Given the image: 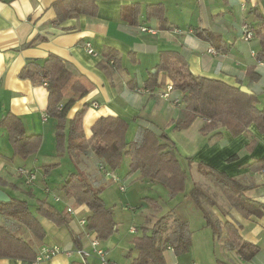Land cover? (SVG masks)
Listing matches in <instances>:
<instances>
[{"label": "crops", "instance_id": "1", "mask_svg": "<svg viewBox=\"0 0 264 264\" xmlns=\"http://www.w3.org/2000/svg\"><path fill=\"white\" fill-rule=\"evenodd\" d=\"M54 1L56 0H0V122L7 113H11L21 119L27 134L41 136L38 150L26 158H21L14 155L6 128L0 125V190L10 198L25 200L30 206H34L35 203L32 202L42 198L35 195L36 186L26 187L23 184L18 169L35 171L44 181L45 176L50 173L49 169L60 165V162L54 159L55 156L66 152L60 154L56 149V122L46 112L48 94L45 86L40 82L20 77V72L28 60L40 62L49 54L57 55L67 61L71 71L84 76L92 84V89L85 96L75 100L66 114L67 119H71L78 110L84 108L82 129L87 138L91 135V127L98 118L119 116L129 124L126 139L134 141L136 137H140L139 126H146L143 119L136 120L142 117L163 126L169 138L176 142V149H179L177 141L172 137L173 133L169 132V127H172V122L178 117L180 107L175 106L170 100L180 98V92L172 91L170 99H165L159 97L158 93L166 86L150 92L136 91L148 89L144 88V81L148 72L155 70L159 52L164 50L179 52L186 59L189 70L194 75L215 78L230 85H238L240 82V85H246L251 91L259 93V96L264 95V66L258 67L251 56V52L256 53L260 47L259 39L254 33L249 41L241 37L243 23L253 28L263 22L264 0H95L98 7L95 17L77 15L61 23L54 22L56 17ZM133 3L139 6L138 25L130 24L122 15V9ZM150 4H161L170 29H160L156 18L145 15V8ZM257 12L262 18L256 16ZM139 26L153 28L156 33L140 32ZM194 27L211 31L225 41L229 50L215 51L210 42L194 35L192 32ZM174 28H179L180 33H175ZM86 43L92 45L95 55L87 54ZM209 48L215 53L209 52ZM109 50L114 53L117 62L108 57ZM249 66H253L260 73L258 81L251 82L246 76ZM160 78L165 85L168 83L165 75L161 74ZM173 92L177 94L174 95ZM94 102L97 104L96 107L92 106ZM205 123L204 119L196 118L188 129L180 131L183 133L195 129L203 137L200 143L192 138L194 147L190 146L187 152L182 151L181 154L185 158H192L193 163L190 166L196 168V162H203L240 180L247 187V196L255 202L264 204V171L252 172L249 167L250 163L264 159V132L260 133L255 125L251 124L247 132L236 137H232L228 131L221 130L220 136L210 138V134L203 135L200 132ZM251 138L255 139V144L247 150L246 146ZM71 157L78 159L88 181L93 187L101 189L102 193L107 177L99 170V158L92 151L81 152ZM63 181L64 179L61 185ZM61 185L58 189H50L47 186L43 189L44 192L48 189L46 192L51 193L53 198L54 196L59 198L54 202L59 201L62 205L60 208L70 207L72 218L68 226H56L46 219L41 221L45 237L41 243L35 244L37 251L43 245H57L60 251L37 264H101L99 257H95L93 249L91 250L92 236L84 233L79 240L74 237L84 232V224L80 221L84 220L87 214L86 207L74 205L71 199H61L59 192ZM215 206L210 207L211 217L216 216L217 211L221 213ZM222 211L231 216L229 208ZM173 215L174 213L170 218ZM221 215L222 218L220 216L213 218L221 223H232L237 227L243 241L259 247L252 257L243 259L225 246L223 238L217 239V243L227 250L225 256L232 263L224 260L221 262L264 264V214L248 218L239 214L230 218L223 216L222 213ZM208 231L206 233L211 235L210 239L213 242L215 235ZM75 241H78L80 250H88L90 255L80 256ZM205 241L207 245L210 243L208 236H205ZM196 246L191 240L189 251L183 255H176L172 249H167L164 253L166 264H206L195 258ZM98 248L103 250L107 260L119 264L110 254L111 251L99 247V242ZM130 252L120 248L124 258L130 256ZM132 253L134 256L135 251ZM214 259L215 257L209 258L207 264H216L217 261ZM0 264L24 263L18 259L0 258Z\"/></svg>", "mask_w": 264, "mask_h": 264}, {"label": "trees", "instance_id": "2", "mask_svg": "<svg viewBox=\"0 0 264 264\" xmlns=\"http://www.w3.org/2000/svg\"><path fill=\"white\" fill-rule=\"evenodd\" d=\"M53 8L56 15L55 23H61L77 15L95 17L98 11L95 0H56L53 2ZM139 13V6L136 3L122 9L123 17L132 25H138ZM256 14L262 18L260 13ZM145 15L156 18L160 29H170L161 4L147 5ZM262 20L260 25L250 29L260 43L256 51V60L264 62V18ZM192 32L199 39L210 42L217 52L229 50L225 41L207 29L194 27ZM107 55L117 62L112 51L109 50ZM154 68L155 73L148 72L144 88L154 90L168 84L171 86V92L178 91L181 94L179 114L171 124L173 129L186 130L196 118H202L206 123L200 132L203 135L210 134V138L220 136L221 130L228 131L232 137H236L247 132L251 124L255 125L260 133L264 132V105L258 106L259 93L241 92L240 82L238 85H230L215 78L194 75L189 70L186 59L174 50L160 51ZM161 74L168 79L166 85L160 78ZM246 76L251 82H256L260 78V73L253 66H249ZM20 77L33 82L46 81L45 88L48 94L46 112L56 122V149L60 154L66 151L69 155L75 156L77 153L92 151L99 158L100 166L113 172L120 166L123 158L128 157L129 175L137 172L139 179L164 186L171 196L184 191L187 172L176 156L175 143L169 138L163 126L138 117L136 120L143 119L146 126H139L141 129L139 141H128L126 134L129 124L126 120L119 116L100 117L92 125L91 135L87 138L82 129L84 108L78 110L71 119L66 117L75 100L85 96L93 87L84 76L71 71L63 58L49 54L40 62L28 60L20 72ZM0 125L6 128L14 155L26 158L38 150L41 136L27 134L19 117L7 113ZM254 144L255 139L251 138L246 149L250 150ZM186 159L189 164L193 163L191 157ZM249 167L252 172L264 171V159L250 163ZM196 169L242 217H260L264 214V204L251 200L246 194V185L240 180L203 162H196ZM59 192L61 199H71L74 205H84L87 209L84 232L75 235V239L79 240L84 233H88L92 239L100 241L107 238L115 229L116 224L111 219V210L104 205L101 198V189L93 187L80 171L68 172ZM189 195L194 204L201 209L205 226L211 229L213 235L219 237L223 235L221 238L229 250L235 251L243 259H249L258 251L257 245L242 240L235 225L211 219L209 211L202 207V200H206L207 196L199 184L194 183ZM145 199L154 209L160 207L155 198ZM209 204L215 205L213 202ZM68 209L71 208H59L47 199H38L32 207L25 200L13 197L7 203L0 202V214L6 218L5 225H0V258L18 259L24 264L34 261L38 253L35 244L41 243L45 237L41 221L46 219L56 226H68L72 218V212ZM169 216L166 214L156 221L149 234L146 233L147 228L142 227V235L133 239L132 250L135 251V255L132 257V264H166L164 253L168 247L176 255H183L189 251L191 231L188 222L175 218L174 227L167 231L166 223ZM75 243L76 249H80L78 241ZM218 264L224 263L219 261Z\"/></svg>", "mask_w": 264, "mask_h": 264}, {"label": "rangeland", "instance_id": "3", "mask_svg": "<svg viewBox=\"0 0 264 264\" xmlns=\"http://www.w3.org/2000/svg\"><path fill=\"white\" fill-rule=\"evenodd\" d=\"M173 94L176 95L177 93L173 92ZM259 99L260 102L258 106L262 107L264 104V95L259 96ZM195 126H197V123L195 124ZM169 129V132L173 133V139H175L178 143L176 144L177 147L180 149L176 150V156L179 159L182 167L187 172L184 191L177 195L171 196L164 186L158 183H153L146 179H139V174L137 172L129 175V159L128 157H124L120 166L114 170V173L119 178V181L115 182L107 177V183L104 184L103 192L100 194L101 198L103 199L104 205L111 210V219L116 225L115 229L110 232L107 238L100 239V241H98L99 247H102L106 251H111L110 254L116 262H119V264H123L124 262L132 264L131 260L133 257V239L137 236L142 235V227H146V233L149 234L151 233L153 225L156 223V221H158L167 213H174L171 218L169 216V219L166 223L168 229L167 231L174 227L175 218L188 221V225L190 228L189 230L192 232L191 240L194 246L198 245L196 246L197 253L196 255L194 254L195 258H198L201 263L204 262L206 264L208 263L209 258L214 257L217 261L216 264H218V262H221L222 260L232 263L225 256V252L227 250H225L224 247L222 248L221 244L217 243V239H220L223 235L221 237H219L218 235L213 236L212 242V240L210 239L211 235H208L206 233L209 232L208 230H210V232L212 231L210 228L207 230V227L205 226V219L202 215L203 213L201 209L194 204L191 196L189 195V191L193 187L194 183L199 182L201 183L199 187L207 196L206 200H202V207L206 211H211L212 208H210L211 205L209 203L213 202L217 204V206H214L218 207L223 216L227 218H230L233 215L239 216L233 209H231L222 194L206 178L199 175L196 171L195 166H190L191 163L189 164L184 155L181 154L182 151L187 152L190 146L194 147L192 138H195L197 142L200 143V140L203 137L199 135L195 129H190L186 132L183 131V133H181L180 131H176L172 127H169ZM139 139L140 138L138 136L135 138V141H139ZM54 159H57L60 162V165H58L57 167H51L49 169L50 173H48L46 176L44 175V181L41 180L40 174H37L35 171H33L35 174V178L30 186H26H36L34 188L35 195H38V197H41L42 199H45V197H47L48 201L50 202H54V198L52 197L51 193L46 192V189L44 192L43 187L47 186L50 189H58L61 185V181L64 179L65 175L68 172L80 171L85 177H87V175L81 168V164L79 163L78 159L71 157L67 152H64L58 157L55 156ZM57 160L55 161L57 162ZM120 185L124 186L123 190L120 189ZM145 197L155 198L160 207L158 209H154L149 204V201H146ZM32 203L34 204L36 203V201H33ZM54 203L57 207H62L59 201ZM226 208H229L231 210V216L225 214L222 211ZM217 212L220 213L219 211ZM218 213L216 214V216H212H220L222 218L221 213ZM213 217H211V219H214ZM3 218L4 217L0 216V225H5L6 223V219ZM131 228L135 229L133 233L130 232ZM205 236H208V240L210 241L208 245L206 244ZM120 248H123L125 249V251L129 252L130 250H132L130 252V256H125L124 258L120 253ZM92 249L93 248H91V250ZM84 252L89 254L88 250H85ZM92 253L95 257H97L93 250ZM126 259L129 261H127Z\"/></svg>", "mask_w": 264, "mask_h": 264}, {"label": "built area", "instance_id": "4", "mask_svg": "<svg viewBox=\"0 0 264 264\" xmlns=\"http://www.w3.org/2000/svg\"><path fill=\"white\" fill-rule=\"evenodd\" d=\"M138 28H139V31L140 32H147V33H150V34H155L156 33V30L153 29V28H148V27H144V26H139ZM173 31L175 33H180V30H177V29H174ZM241 37L245 41H249L253 37V32L250 29L249 25L246 24V23H243L242 26H241ZM85 51L89 55H95V52H94V50L92 48V45L90 43H86L85 44ZM208 51L211 52V53H213V54L215 53V51L212 48H209ZM251 56L255 59L256 65L258 67L259 66L260 67L264 66V62L263 61L256 60V53L255 52H251ZM41 84H43L45 86L46 85V81L45 80H42ZM136 91L137 92H142V91L150 92V90H148V89H136ZM170 93H171V86L167 84V86L165 87V89L162 92H160L158 95L161 98L170 99ZM170 101L174 105L180 106L179 98H172ZM92 106L96 107L97 104L94 102V103H92ZM99 170L106 177H109L110 179H112V181H115V182H118L119 181V178L116 176V174L113 171H110L108 168H106L104 166H100L99 167ZM18 173H19L20 176L23 177V184L25 186H30L32 184V182H33V180L35 178V174H34V172L32 170L19 168L18 169ZM119 187H120L121 190L124 189V186L123 185H120ZM46 190H48V189H46ZM54 200L57 201V200H59V198L57 196H54ZM68 211L72 212L71 209H68ZM80 223L81 224H84V220L82 219L80 221ZM133 231H134V229L131 228L130 229V232H133ZM91 246L93 248V252L99 257L101 264H113L111 261L107 260L104 257L103 250L100 249V248H98V240L92 239L91 240ZM168 249H170V248L168 247ZM59 251H60V248L57 245H43V246H41L39 248L35 260L32 261L29 264H37L41 260L49 259V258H51L54 254H56ZM77 252L79 254H81L82 256H84V257H87L89 255L88 253H86V252H84V251H82L80 249H77Z\"/></svg>", "mask_w": 264, "mask_h": 264}, {"label": "water", "instance_id": "5", "mask_svg": "<svg viewBox=\"0 0 264 264\" xmlns=\"http://www.w3.org/2000/svg\"><path fill=\"white\" fill-rule=\"evenodd\" d=\"M155 70L153 69L151 72L153 73ZM239 90L245 94H252V91L246 85H240ZM10 201V197L0 190V202L7 203Z\"/></svg>", "mask_w": 264, "mask_h": 264}]
</instances>
